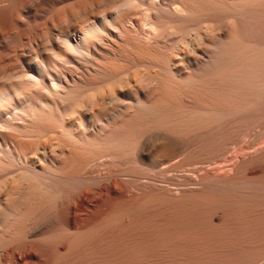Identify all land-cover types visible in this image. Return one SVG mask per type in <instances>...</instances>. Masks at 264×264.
Instances as JSON below:
<instances>
[{
	"label": "bare ground",
	"instance_id": "obj_1",
	"mask_svg": "<svg viewBox=\"0 0 264 264\" xmlns=\"http://www.w3.org/2000/svg\"><path fill=\"white\" fill-rule=\"evenodd\" d=\"M0 264H264V0H0Z\"/></svg>",
	"mask_w": 264,
	"mask_h": 264
},
{
	"label": "rangeland",
	"instance_id": "obj_2",
	"mask_svg": "<svg viewBox=\"0 0 264 264\" xmlns=\"http://www.w3.org/2000/svg\"><path fill=\"white\" fill-rule=\"evenodd\" d=\"M40 2H42L43 3V13L44 12H46V11H48L50 8H51V6L53 5V4H55V3H57V1L59 2V0H39ZM61 1H63V0H60V2ZM53 2V3H52ZM138 18H139V15H138ZM56 32V35H57V33H58V31H55ZM59 34V33H58ZM52 42V37L51 38H49V42ZM103 96V95H102ZM101 96V97H102ZM107 96H108V94H106L104 97H105V100H107V101H104V104H105V106L107 107L108 105H109V102H110V96H109V98H107ZM107 98V99H106ZM103 100H104V98H103ZM107 102V103H106Z\"/></svg>",
	"mask_w": 264,
	"mask_h": 264
}]
</instances>
